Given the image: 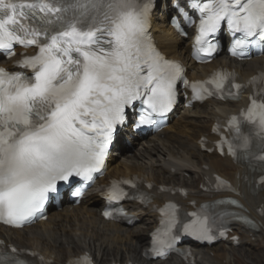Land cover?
I'll list each match as a JSON object with an SVG mask.
<instances>
[{
	"label": "snow or ice",
	"instance_id": "obj_1",
	"mask_svg": "<svg viewBox=\"0 0 264 264\" xmlns=\"http://www.w3.org/2000/svg\"><path fill=\"white\" fill-rule=\"evenodd\" d=\"M193 6L201 13L197 54L212 50L208 36L222 21L244 34L234 41V55L248 37H264V0H207ZM151 7L152 0H0V50L13 55L14 44L39 49L19 62L31 69V76L0 68V220L22 226L57 191L58 181L71 176L93 180L103 168L114 126L135 101L148 106L141 124L153 123L154 114L171 109L183 69L154 47L147 33ZM231 75L217 73L209 83L222 90ZM191 87L198 99L204 92L213 94L203 85ZM244 119L264 140V101L253 98ZM230 126L247 149L250 140L237 117ZM228 147L235 155L231 143ZM124 195L113 182L109 198ZM162 215L164 228L154 243L171 247L172 229L179 223L175 205L166 206ZM192 215L195 219L184 231L210 240L209 217ZM6 261L27 264L0 256V264Z\"/></svg>",
	"mask_w": 264,
	"mask_h": 264
},
{
	"label": "bare ground",
	"instance_id": "obj_2",
	"mask_svg": "<svg viewBox=\"0 0 264 264\" xmlns=\"http://www.w3.org/2000/svg\"><path fill=\"white\" fill-rule=\"evenodd\" d=\"M169 9V14H170ZM154 30L160 49L170 58L182 60L189 69V76L203 79L211 70L223 66L235 68L242 81L264 72V56L249 63H237L225 57L219 58L208 66H197L190 59V41L181 39L169 27L165 14L154 17ZM240 103L208 102L197 105L191 110L177 112L178 118L162 133L149 138L146 145L128 151L123 150L121 158L111 159L108 178H119L137 174L149 184L179 186L177 181L185 183L184 175L193 176L192 188L189 189L187 200H177L189 210L191 202L215 201L224 197L204 193L201 184L213 181L216 176L230 180L235 186L234 196L242 204V212L256 222L254 229L241 226L233 228L231 235L240 236V248L236 249L232 241L224 244L227 253H215L211 249H198L203 263L197 264H252L250 261L257 255H264V214L258 210L264 207V186L256 189V183L261 176L245 165H235L230 159L215 154L202 152L201 140L211 136L213 125L224 119L230 112L237 111ZM213 148V144L209 145ZM127 152V153H126ZM107 178V179H108ZM102 179L89 191L86 200L78 207L63 208L53 213L47 223L37 225L26 230L10 231L0 229V236L13 242L17 239L20 248L37 250L44 249L42 255L47 257L50 264H67L73 257L85 252L91 253L98 262L114 264L124 260L126 264H149L142 257L143 251L149 247L150 233L157 225V215L154 213L155 205L161 206L171 198L166 194H158V186L151 190L154 203L144 208L136 204H129L127 208L136 217L142 220L141 225L123 227L101 220L100 210L103 206L101 196L102 185L107 184ZM184 187V186H182ZM25 241L27 242L26 244ZM261 252L254 253L253 250ZM58 255L54 257L55 253ZM113 257V259H109ZM250 260V261H249ZM163 264H184L174 258ZM263 264V263H256Z\"/></svg>",
	"mask_w": 264,
	"mask_h": 264
},
{
	"label": "rangeland",
	"instance_id": "obj_3",
	"mask_svg": "<svg viewBox=\"0 0 264 264\" xmlns=\"http://www.w3.org/2000/svg\"><path fill=\"white\" fill-rule=\"evenodd\" d=\"M194 181V178H193V176H188V175H186L185 176V183H181V181L179 182V181H177V183L178 184H180V185H185L186 187H188V188H192V187H194V186H192L191 184H192V182ZM141 226H143V225H141ZM13 242L17 245V246H21V244H18V241L17 240H13ZM27 242L25 241V243H23V244H26ZM24 248H26V247H24ZM37 250H39V251H43L44 252V249H42V248H38ZM213 251L215 252V253H219V254H223V253H227L228 252V250L226 249V248H224L223 246H218V247H216V248H213ZM253 252L254 253H260L261 252V250L258 248V249H255V250H253ZM58 255V252H56L55 253V255H53L54 257H56ZM96 258V257H95ZM109 259H113V257H110ZM108 260V259H107ZM106 260V262H98L99 264H109V260L107 261ZM122 261V260H121ZM198 261L199 262H203V260H202V258L200 257L199 259H198ZM250 261V260H249ZM252 264H256V263H263L264 264V255H257V256H255V257H253V259L250 261Z\"/></svg>",
	"mask_w": 264,
	"mask_h": 264
}]
</instances>
